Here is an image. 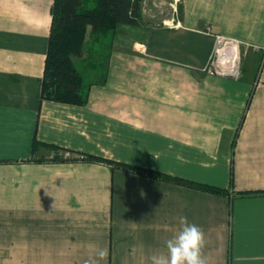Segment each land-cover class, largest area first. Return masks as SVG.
<instances>
[{
    "label": "crops",
    "instance_id": "1",
    "mask_svg": "<svg viewBox=\"0 0 264 264\" xmlns=\"http://www.w3.org/2000/svg\"><path fill=\"white\" fill-rule=\"evenodd\" d=\"M52 4L0 0V264H85L98 248L99 264H152L181 216L206 264H264V0H179L174 27L124 25L141 36L116 37L84 105L40 96ZM216 34L241 43L237 79L206 70Z\"/></svg>",
    "mask_w": 264,
    "mask_h": 264
},
{
    "label": "trees",
    "instance_id": "2",
    "mask_svg": "<svg viewBox=\"0 0 264 264\" xmlns=\"http://www.w3.org/2000/svg\"><path fill=\"white\" fill-rule=\"evenodd\" d=\"M141 1L53 0L44 70L40 79L41 98L74 105L86 104L91 87L102 85L107 79L118 26L141 24ZM42 145L36 139L33 140L32 153ZM47 146L57 154L55 158H62L58 155L63 149L55 145ZM79 157L213 193L225 191L216 186L187 181L122 162L85 154Z\"/></svg>",
    "mask_w": 264,
    "mask_h": 264
},
{
    "label": "clouds",
    "instance_id": "3",
    "mask_svg": "<svg viewBox=\"0 0 264 264\" xmlns=\"http://www.w3.org/2000/svg\"><path fill=\"white\" fill-rule=\"evenodd\" d=\"M181 225L178 233L166 241L167 254L152 255V264H206L203 249L206 245L205 234L202 229L189 223L187 217L179 218ZM109 255L107 248H98L95 256L85 264H99Z\"/></svg>",
    "mask_w": 264,
    "mask_h": 264
},
{
    "label": "built area",
    "instance_id": "4",
    "mask_svg": "<svg viewBox=\"0 0 264 264\" xmlns=\"http://www.w3.org/2000/svg\"><path fill=\"white\" fill-rule=\"evenodd\" d=\"M179 0H174L170 4V8L174 14L177 13V3ZM142 2V1H141ZM164 25L174 27L178 24L174 19L170 21H164ZM207 33L211 32L208 27ZM215 47L207 65V71L211 74L230 77L237 79L241 74L242 55H241V43L235 39L224 37L221 35H215ZM69 156V153H65Z\"/></svg>",
    "mask_w": 264,
    "mask_h": 264
},
{
    "label": "rangeland",
    "instance_id": "5",
    "mask_svg": "<svg viewBox=\"0 0 264 264\" xmlns=\"http://www.w3.org/2000/svg\"><path fill=\"white\" fill-rule=\"evenodd\" d=\"M174 0H143L142 12H141V24L140 27H163L164 21H170L175 17V14L171 10L168 4H171ZM179 9V1H178ZM177 9V8H176ZM122 33H128L130 36H141L140 33L134 34L128 31L124 25H119L117 29V39ZM116 39V41H117ZM243 65V64H242ZM241 65V69L243 66Z\"/></svg>",
    "mask_w": 264,
    "mask_h": 264
}]
</instances>
